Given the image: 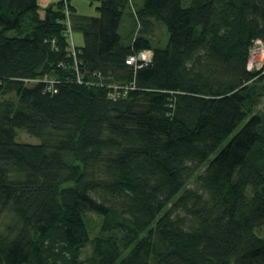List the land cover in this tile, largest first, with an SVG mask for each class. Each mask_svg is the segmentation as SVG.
I'll list each match as a JSON object with an SVG mask.
<instances>
[{"label":"trees","instance_id":"obj_1","mask_svg":"<svg viewBox=\"0 0 264 264\" xmlns=\"http://www.w3.org/2000/svg\"><path fill=\"white\" fill-rule=\"evenodd\" d=\"M89 1L0 0V264H264V0Z\"/></svg>","mask_w":264,"mask_h":264},{"label":"rangeland","instance_id":"obj_2","mask_svg":"<svg viewBox=\"0 0 264 264\" xmlns=\"http://www.w3.org/2000/svg\"><path fill=\"white\" fill-rule=\"evenodd\" d=\"M137 5L142 3L141 0H134ZM73 4L77 7L78 13L81 15H86V16H99V11H98V3L97 2H90L89 0H73ZM132 12L131 8H128L121 24L120 28V34L123 37V41L125 43H130L132 33H136L134 29L136 27L133 25V20L130 15ZM165 25L162 22H157L154 21L153 25V33L152 37L154 40V43L156 44H162L163 46L166 45L168 41V35L165 33ZM73 38L74 42L77 46H83L85 41L83 34L78 31L73 32ZM264 66V41L262 40H257L254 43V47L251 50V55H250V60H249V69H261ZM17 141L19 142H25V143H40V140L37 137L29 135L26 131L24 130H19L18 131V138ZM214 157V156H213ZM191 187H196L197 183L196 181L191 182L190 184ZM89 221H90V226L92 229V235L95 236L99 232V227H100V218L94 214L89 215ZM6 220L4 218L3 225L5 224ZM2 225V226H3ZM259 235L264 237V224L260 226L257 231ZM92 251L91 246H88L84 252L82 257L85 258L86 256L90 255Z\"/></svg>","mask_w":264,"mask_h":264},{"label":"built area","instance_id":"obj_3","mask_svg":"<svg viewBox=\"0 0 264 264\" xmlns=\"http://www.w3.org/2000/svg\"><path fill=\"white\" fill-rule=\"evenodd\" d=\"M67 15L69 16V13H67ZM66 25H67V34L71 37L72 31H71V23H70L69 19L66 20ZM72 44L74 45L73 42H72ZM70 56L74 58L75 66L78 69V67L81 65V61L78 59V53H77V50L75 49L74 46L72 47V53ZM152 57H153V52L151 50H144V51H141L137 54L130 55L126 59V63L130 66H133L136 70H138L142 67L147 66L149 63H151ZM79 79H81L80 76H79ZM134 87H135L134 83L123 85V86H116V88L123 89L125 92L130 88L133 89ZM48 89L52 92H56L53 84H50ZM120 95H121V92H115L114 94H112L111 97L112 98H118Z\"/></svg>","mask_w":264,"mask_h":264},{"label":"crops","instance_id":"obj_4","mask_svg":"<svg viewBox=\"0 0 264 264\" xmlns=\"http://www.w3.org/2000/svg\"><path fill=\"white\" fill-rule=\"evenodd\" d=\"M39 4L42 8L46 7L47 5H49L50 3H54L60 0H38Z\"/></svg>","mask_w":264,"mask_h":264}]
</instances>
